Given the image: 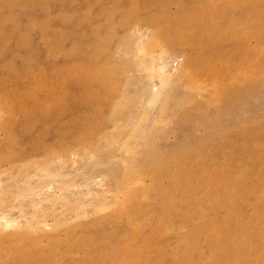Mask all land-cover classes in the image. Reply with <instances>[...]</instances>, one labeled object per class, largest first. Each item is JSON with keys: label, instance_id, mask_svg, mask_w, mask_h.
I'll list each match as a JSON object with an SVG mask.
<instances>
[{"label": "rangeland", "instance_id": "1", "mask_svg": "<svg viewBox=\"0 0 264 264\" xmlns=\"http://www.w3.org/2000/svg\"><path fill=\"white\" fill-rule=\"evenodd\" d=\"M0 264H264V0H0Z\"/></svg>", "mask_w": 264, "mask_h": 264}]
</instances>
